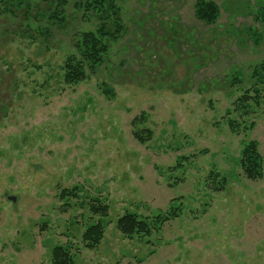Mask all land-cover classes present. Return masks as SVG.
<instances>
[{"label":"rangeland","instance_id":"rangeland-1","mask_svg":"<svg viewBox=\"0 0 264 264\" xmlns=\"http://www.w3.org/2000/svg\"><path fill=\"white\" fill-rule=\"evenodd\" d=\"M74 1L48 42L0 15V264H52L57 246L72 264H264V84L237 103L264 62V0H211L212 21L197 0H116L104 61L66 84L73 32L97 23ZM250 141L257 179L239 165ZM124 213L151 232L123 234Z\"/></svg>","mask_w":264,"mask_h":264},{"label":"trees","instance_id":"trees-1","mask_svg":"<svg viewBox=\"0 0 264 264\" xmlns=\"http://www.w3.org/2000/svg\"><path fill=\"white\" fill-rule=\"evenodd\" d=\"M42 1V2H41ZM70 0H0V15L8 24H17L22 32L29 37L31 30L37 34L45 35L46 42L50 39L51 30H60L68 27L69 13L66 7ZM45 4V6H44ZM77 11L82 12L86 19L93 18L97 21L93 30H82L73 32L74 41L71 42L73 52H70L61 65L62 79L66 84H76L83 81L89 72H92L103 61L108 52L109 44L117 38L123 29L120 9L116 0H75L72 4ZM196 15L202 20L212 21L217 17V5L211 0H197ZM260 20L264 21V2L261 5ZM35 39V37L33 38ZM44 39V38H43ZM254 83L246 90V93L237 99V103L245 106L249 99L259 96V86L264 84V62L253 67L251 76ZM254 94H252V93ZM251 93V94H250ZM257 102V100H256ZM229 124H234L229 121ZM135 136L139 134L135 132ZM239 165L246 178L257 179L262 174V158L257 150L256 142H248L241 151ZM214 178V189L222 188L224 178L218 177L217 172L212 173ZM220 178V179H219ZM93 214L106 216L107 206H91ZM155 220L161 224L165 218ZM118 229L128 237L138 233H150L151 226L143 219H139L133 213H124L117 220ZM104 232L102 221L89 225L82 235V240L88 248H94L99 244ZM52 264H72L69 252L61 246L52 251Z\"/></svg>","mask_w":264,"mask_h":264}]
</instances>
